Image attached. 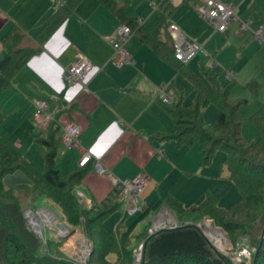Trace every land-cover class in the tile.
<instances>
[{"label": "crops", "instance_id": "0c3cea01", "mask_svg": "<svg viewBox=\"0 0 264 264\" xmlns=\"http://www.w3.org/2000/svg\"><path fill=\"white\" fill-rule=\"evenodd\" d=\"M111 1L118 7L124 6L123 18L100 0H78L68 11L64 22L52 29L48 38L44 39L43 27L56 8L53 0H0V61L9 50L18 47L38 49L28 63L15 74L11 86L0 94V120L4 118L3 111L9 114L20 110V117L16 116L7 121L11 134H4L5 130H1L5 129L3 122H0V133L3 138L7 136L6 140L22 153L37 171H43L45 148L35 141L39 133L33 125L32 114L34 100L46 101L48 109L56 114L55 124L59 129L64 123L70 121L77 123L81 128V146L99 158L114 176L132 178L141 171L147 173L148 185L144 194L143 213L136 214L139 216L134 222L136 221V224L148 216L143 225V228L146 226L148 229L158 216L164 215L179 220L166 204L158 208L155 204L167 193L175 198L181 196L172 186L163 185L166 178L162 181L159 179L165 170L173 167L169 156L171 151L167 147L170 144L162 141L161 135L177 128L166 107L178 102L185 105L183 89L179 91L174 85L169 84L170 66L173 67L171 61L156 52L150 44L142 41L135 28V35L132 33L128 38L134 36L130 40V45H127L129 40L125 44L133 63L125 62L118 67L113 66L109 62L112 51L109 41L119 24L123 22L127 24L130 19L136 21L140 19L139 26L153 28L161 13L165 16L163 18L166 24L177 25L185 37L194 38L192 40L199 42L202 36L190 27L193 17L187 20L186 16L176 15L182 11L196 15L193 6L184 4L189 0L176 4H171L169 0H146L150 7L148 14H143L141 10L137 12L129 9L127 0ZM224 1L231 3L236 13L238 12L231 0ZM254 1L258 6L262 2ZM181 4L183 5L180 6ZM242 20L255 27L264 18L257 14L252 19ZM207 23L210 24L208 21ZM164 27L160 26L159 30L161 40L172 50V38L167 25V31L163 33ZM216 32L222 35L233 32L242 40L239 45L255 43L261 47L264 59V45H259L248 31L237 33L235 22H232L225 31ZM7 34L9 37L5 42ZM199 44L205 49L204 45H208V42ZM208 54L209 58L196 56L199 57L200 71L203 65L214 71L222 70L226 76V70L229 69L233 73L232 78L226 76L227 80L221 84L233 80L234 71L230 61L239 60L243 51L226 47ZM79 55L85 56L94 67L81 82L67 85L63 79V68ZM189 63L185 64L191 71L202 75L189 67ZM261 69L264 70L263 64ZM162 86L165 93L172 95L170 104L162 103L157 97V92ZM192 93L194 96L193 86ZM59 135L60 132L55 133L57 148H63ZM158 150L162 151V154H159ZM64 151L68 153L63 157L56 155L55 164L61 174H65V167H68L67 169L71 167L68 175L73 169L78 168L79 152L76 149ZM160 183H162L160 191L153 198L156 200L150 207L145 205L147 197L157 190ZM75 188L84 194L87 202L100 210L106 209L111 196L113 197V187L109 179L97 175L90 166ZM161 191L165 192L162 194ZM162 208L163 215L157 214ZM146 229L137 230L131 237L132 246L140 241ZM109 257L114 260L115 254H110Z\"/></svg>", "mask_w": 264, "mask_h": 264}, {"label": "trees", "instance_id": "16d2710c", "mask_svg": "<svg viewBox=\"0 0 264 264\" xmlns=\"http://www.w3.org/2000/svg\"><path fill=\"white\" fill-rule=\"evenodd\" d=\"M77 1L65 0L63 6L53 10L43 27L44 39L48 38L52 29L64 22L68 11ZM100 1L112 8L119 17H124V6L118 7L111 0ZM160 15L153 28L146 29L139 26L135 24L136 20L134 19H130L127 24L136 29L142 41L150 44L156 52L170 60L175 71L186 77L194 89V96L189 104L182 105L181 102H178L166 107L177 128L162 134L161 137L163 139L173 138L178 144L181 142L196 143L201 152L202 165L210 162L216 149L223 150L226 156L222 163L227 167L228 178L237 187L238 198L231 207L226 209L220 207L216 197L210 193L206 194V198L202 202L190 206H184L177 198L167 193L159 198L155 206L158 208L162 204H166L178 218L188 216L197 219L202 215L211 217L215 215L217 221L225 227L228 226L226 228L230 232L242 229V235L247 236L251 244H256L252 241L255 232L248 231L246 225L240 220H235L234 216L243 209L246 219L251 217L252 220H255L261 215L264 218V103L250 117L258 126L260 137L256 141H246L241 134L243 118L239 111L240 105L244 104L246 100L235 101L230 98L233 80L221 84L218 82L219 71L205 68L202 65V75H199L191 71L185 63L176 60L173 56V44L171 50L161 40L160 26L167 25L168 27L169 23L166 24L163 13ZM8 37L9 34L5 36V42ZM37 51L38 49L28 46L8 51L0 61V94L11 86L15 74L28 63ZM211 103L217 106L218 114L211 124V129H207L204 127L203 110ZM55 123L52 122L45 132L39 133L35 137V141L41 143L45 148V170L42 174L38 173L23 154L0 135V191L2 196H4L3 193H8L9 188L4 187L3 177L17 170L24 172L32 182L36 177H41L43 183L65 196L64 206H61L63 211L64 207L66 209V214H64L71 223H78L80 217L78 204L73 196L66 192V189L69 186L75 187L87 168L73 169L66 176L60 173L55 164L58 149L55 133L58 134L60 129ZM13 194V192H9L7 196L10 197ZM3 198L4 201L7 197ZM113 199L115 201L114 195ZM116 204L117 202L114 207L108 204L106 209L101 210L91 206L82 212L94 239L92 243L95 244L88 264H128L131 261V232L127 230L121 234L109 233L101 224V220L116 207ZM0 208L2 209L0 212V264L35 263L33 253L26 248L17 232L19 226L15 220L20 222L21 219L14 209H20L18 203L10 206L5 202H0ZM225 217H230V220L225 221ZM135 222H132L129 227L132 228ZM262 237L263 241L255 255L253 264H264V225ZM49 241H51V245L58 243L54 239ZM212 249L215 248L200 229L194 225L185 224L173 229L160 230L150 236L144 244L142 264H232L229 258L217 250L213 253ZM52 250L54 251L53 247H51V251L49 249V252L53 254ZM111 253L115 254L114 260L109 257ZM48 260L52 264H76L74 261H64L63 259L62 261L54 255Z\"/></svg>", "mask_w": 264, "mask_h": 264}, {"label": "rangeland", "instance_id": "374dc122", "mask_svg": "<svg viewBox=\"0 0 264 264\" xmlns=\"http://www.w3.org/2000/svg\"><path fill=\"white\" fill-rule=\"evenodd\" d=\"M127 1L128 8H131L133 11L139 12L141 10L143 14H148L150 11V7L147 5L146 0ZM261 1V4L259 3L258 6L254 0H231V2L237 7L238 16L241 19H252L253 17H256L257 14H261V17L264 18V0ZM199 2L200 0H189L184 4L190 5L191 7L193 6L194 8L193 3L198 4ZM54 5L57 7L55 3ZM182 5L183 4L180 6ZM193 8L191 9L194 11ZM194 13L198 15V17L196 15L193 16L192 12L185 11L177 12L176 15L186 16L185 19L187 20H190L193 17L192 21L190 22V27L196 33L202 36L201 40L199 41L201 44L208 42V45L204 46L209 53H213L218 49L226 47L230 48L231 50L241 49L243 51L242 57L239 60L230 61L234 71V84L230 91V98L235 101H239L241 99L246 100V102L241 104L239 107V111L243 118L241 134L246 141H256L259 139L260 133L258 126L250 119V117L258 109V107L264 103V70L261 69V66L264 62L262 49L261 47L259 48L255 43H250L249 45L245 46L239 45L242 40L233 32L232 34L230 33L228 35H222L216 32L213 27L196 12V10ZM162 31L163 33H166V26L162 29ZM132 35H135V32H133ZM133 37L134 36L128 39L129 41L127 45H130V40ZM226 42L228 43L223 45ZM188 62H190L188 64L189 67H191L195 72L197 71V73H201L199 68V57H194L188 60L186 63ZM218 80L220 83H223L227 80L224 71H219ZM169 84L172 86L174 85L179 91L183 89V104L186 105L191 101L193 93L190 81L186 77L176 74L173 67L171 66ZM176 85L180 87H177ZM48 110L50 111L51 109ZM26 111L28 112V109H26ZM23 114H21V116H23ZM217 114L218 108L215 104H208L204 108L203 120L205 128L211 129V124L216 118ZM3 116L4 118L0 120V122L5 124V129L1 130H5L3 131L4 134H11L12 131H9L10 129H8L9 124L7 121L8 119L11 121L12 118H16V116L20 117V110L11 112L9 114H7L6 111H3ZM4 138L7 139V136ZM162 141L170 144L167 145V147L169 151H171L169 156L173 167L169 170H165V172H163V176H161L159 180L162 181L166 178L163 182V185L172 186L174 190L181 194V196H177V198L181 203H183V205L190 206L193 204H198L206 198L207 193L214 195L218 205L222 208L227 209L236 202L238 198V191L235 183L227 176L228 173L226 165L222 163L224 157L226 156V153L223 150L219 148L216 149L210 162L208 164L202 165L200 164L202 159L201 152L196 143L188 144L187 142H181L178 144L173 138L163 139ZM67 153L68 152L64 151L62 147L57 149L58 157H63ZM62 161L64 162L63 158ZM67 168L68 167H65L64 169L65 176L67 175L68 171L71 170V167L69 169ZM43 171H38V173L42 174ZM161 184L162 183H160L154 193L147 197L145 205L150 207L153 204V202L156 200L153 198L160 191ZM3 185L5 188H9L8 193L13 192L14 194L9 197L7 196L8 193H3L4 196L7 197L3 201L4 196H2V192L0 191V202H5V204L10 206L18 203L20 209L15 208L14 211L16 210V214L21 220L20 222L16 221L15 219L14 220L19 226L17 232L22 242L34 255L33 257L35 259V263L33 264H52L51 261L48 260V258L52 255L58 257L61 260L63 259L64 261L67 259L73 260L70 258L69 254H71L74 250L71 248H74V246L78 245L76 243L77 239L82 236L86 240H94L90 234L89 227L87 226V219L85 215L82 214V212H85L86 209L85 203L82 202L75 194V191L79 190L75 188L76 186H69L66 189V192L72 195L74 200L77 202L80 211L78 223H71L65 216V207L64 211L61 207L64 206L63 201L66 200L65 196L59 194L54 188L43 183L41 177H36L35 181L32 182L24 172L17 170L3 177ZM163 192L165 191H161L162 194ZM110 199L111 200L109 201V204L111 207H114L116 202L112 196ZM91 206L92 204H90V207ZM1 210L2 209L0 208V212ZM42 210L52 213L53 216L57 218L56 220L64 224L67 230H69L71 233L67 234L66 236H64V233H61L64 237L60 239V237H58V235H60V233H58L60 230L47 224L45 220L46 216L44 217L38 213L40 211L42 212ZM28 211L32 214H28ZM238 212L240 213L234 216L235 220L242 221V223L246 225V228H248V231L250 230L251 232H255V237L253 238L254 240L252 239V241L253 243L256 242V244H251L250 239L247 236L242 235V229L230 232V230L226 228L228 226L225 227L224 225L220 224L217 221V217L215 215L214 217L202 215L197 219L188 216H180L181 218H179V221L182 223L187 222V224L194 225L198 229H200L202 225L205 231L208 229L210 235L213 236L211 239L219 241V248L224 249L223 251L216 248L214 250L212 249L213 253H215L216 250L220 253H223L225 257L230 259L231 263H233L232 260H236V263L238 264H253L255 255L262 244L260 239L262 237L264 218L263 215H261L255 220H252L251 217L246 219L244 218L245 212L243 209ZM140 213L142 214L143 210ZM30 216H33L36 224L39 225V227H43L42 233L47 238L46 243H43L40 235L33 230L30 223L32 221ZM138 216L139 215L132 217L124 216L122 209L116 204V207L101 220V224L103 228L109 233L121 234L128 230L131 232V237H133L137 230L146 229V226L143 228V225L144 222L147 221L148 216H145L143 220H140L142 222L139 221L132 228L129 227ZM121 220L122 222L120 223ZM228 220H230V217H225V221ZM244 220L245 222H243ZM215 228L223 232L225 238L228 239V242L227 240L221 241L219 236L220 233H217ZM50 239H56L58 243L51 245V241H49ZM94 245L95 244H93V249ZM135 245H131V249ZM51 247L54 249V251L52 250L53 254L52 252H49V249L51 251ZM92 252L87 257V264ZM112 254L113 253H111V255ZM75 255H79L76 250Z\"/></svg>", "mask_w": 264, "mask_h": 264}, {"label": "built area", "instance_id": "2783aa9c", "mask_svg": "<svg viewBox=\"0 0 264 264\" xmlns=\"http://www.w3.org/2000/svg\"><path fill=\"white\" fill-rule=\"evenodd\" d=\"M57 7L63 6L65 0H53ZM171 4H176L185 0H169ZM194 9L197 13L205 20H207L215 31L223 32L228 26L235 22L237 24V33H242L244 31H249L253 39L259 44L264 45V20L252 27L249 23L242 20L235 11V7L224 0H201L200 3L194 5ZM140 19H137L136 23L140 24ZM168 32L172 38L173 42V56L176 60L186 63L188 60L193 57L200 56L201 58H209L210 55L207 51L200 45L198 42L185 37L181 31L178 29V26L169 23ZM134 32V28L126 23L119 24L110 38V45L112 48L109 62L118 67L122 63H133L131 54L126 48L125 44L131 34ZM93 64L83 55H79L76 59L66 64L63 68V79L67 85H74L82 81V79L89 74L93 69ZM264 69V63H263ZM226 76L232 78L233 73L227 69ZM157 97L164 104H170L172 101L171 93L164 92V86H162L158 92ZM34 111L32 114L33 125L38 131V133L45 132L46 129L51 125L52 122H55L56 114L48 110V103L44 100H34ZM81 128L75 122L64 123L60 129V142L65 150L76 149L79 152V159L77 162V167L84 169L91 167L97 175L105 176L109 179L113 187V195L115 201L123 211L124 216H134L140 213L144 207V194L148 183L147 173L141 171L138 175L132 178H118L114 176L111 171L102 164L99 158L95 157L93 153L81 146L80 141ZM159 154H162V151L158 150ZM75 194L77 197L85 203V207L89 208L90 203L84 199V194L76 190ZM32 214L28 211V214ZM34 215V213H33ZM163 215V214H162ZM57 219V218H56ZM168 219V220H167ZM59 222L56 220V223ZM31 223V222H30ZM61 223V222H60ZM62 224V223H61ZM187 224V222L182 223L179 220L172 218H167L165 216L159 218L158 222L153 221L148 227L147 231L141 237L140 241L131 249V261L128 264H142L143 261V251L144 244L146 240L155 234L156 232L163 229H173ZM37 234L40 235L43 243L47 242V238L42 233L43 227H40V230L33 224H31ZM64 225V224H63ZM53 227H57L53 225ZM66 228V227H65ZM202 233L210 244L218 248V244L208 236V233L203 229L202 225L200 227ZM56 240V239H54ZM88 240V239H87ZM84 238V245L74 246L71 248L73 252L69 254L71 259L69 261H74L76 264H87V257L93 250L92 241H87ZM227 242L228 239L226 238ZM215 244V245H214ZM79 249H78V248ZM242 247V246H241ZM77 248V249H75ZM246 249V248H245ZM75 250L79 255H75ZM247 250V249H246ZM222 251V250H221ZM248 251V250H247ZM249 252V251H248ZM223 254V253H221ZM75 255V256H74ZM81 255V256H80ZM224 255V254H223ZM241 256V255H240ZM232 264L236 263V260H232ZM240 262V261H237Z\"/></svg>", "mask_w": 264, "mask_h": 264}, {"label": "bare ground", "instance_id": "6f19581e", "mask_svg": "<svg viewBox=\"0 0 264 264\" xmlns=\"http://www.w3.org/2000/svg\"><path fill=\"white\" fill-rule=\"evenodd\" d=\"M38 213L41 214V215L44 216V217L46 216V217H45V218H46L45 220H46V223H47V224H49L50 226L56 225V218L53 216L52 213H50L49 211H44V210H42V212L40 211V212H38ZM30 219L33 221V222L31 221V224H33L34 226H36V222H35L33 216H30ZM36 227L38 228V230H40L39 225H37ZM56 228H57L58 230H60L58 233H64V232L67 230V228L64 229L63 227H56ZM215 230L217 231V233H220L219 236H220L221 241H226V238H225L223 232H222L221 230L217 229V228H215ZM62 231H63V232H62ZM206 233H208V236H209V237L213 238V236L210 235V232H209L208 229H206ZM219 236H218V238H219ZM213 240H214V241L218 244V246L220 247V243H219V241H217V240H215V239H213ZM76 243H78L79 246L84 245V243H85L84 238L81 236L79 239H77ZM219 247H218V248H219ZM220 249H221V248H220ZM221 250L223 251L224 249H221Z\"/></svg>", "mask_w": 264, "mask_h": 264}, {"label": "water", "instance_id": "95a60500", "mask_svg": "<svg viewBox=\"0 0 264 264\" xmlns=\"http://www.w3.org/2000/svg\"><path fill=\"white\" fill-rule=\"evenodd\" d=\"M162 210H164L163 208L162 209H160L159 211H158V213L157 214H160V215H162L163 214V212H161ZM166 212V211H165ZM164 216V215H163ZM162 216V217H163ZM159 218H161L160 216H158V217H156L155 219H154V221H156V222H158V220H159ZM173 219H175V218H173ZM175 220H177V219H175ZM56 226L57 227H65L63 224H61L60 222H57L56 223ZM33 227V226H32ZM65 229V228H64ZM33 230H35L34 228H33ZM36 231V230H35ZM71 232L69 231V230H66L65 232H64V236H66L67 234H70ZM61 233H60V235H58V237H60V239H62V237H64ZM262 238L263 237H261V239H260V241L262 242ZM92 252V251H91Z\"/></svg>", "mask_w": 264, "mask_h": 264}]
</instances>
